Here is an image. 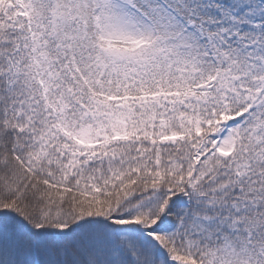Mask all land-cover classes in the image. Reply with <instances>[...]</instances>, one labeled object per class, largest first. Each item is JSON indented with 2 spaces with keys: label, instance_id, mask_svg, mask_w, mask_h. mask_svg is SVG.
I'll list each match as a JSON object with an SVG mask.
<instances>
[{
  "label": "snow or ice",
  "instance_id": "snow-or-ice-1",
  "mask_svg": "<svg viewBox=\"0 0 264 264\" xmlns=\"http://www.w3.org/2000/svg\"><path fill=\"white\" fill-rule=\"evenodd\" d=\"M0 264H264V0H0Z\"/></svg>",
  "mask_w": 264,
  "mask_h": 264
}]
</instances>
